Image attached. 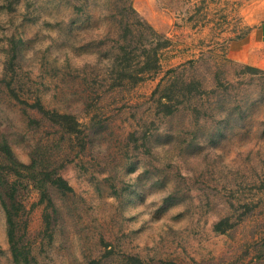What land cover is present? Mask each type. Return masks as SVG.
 <instances>
[{"label":"rangeland","instance_id":"1","mask_svg":"<svg viewBox=\"0 0 264 264\" xmlns=\"http://www.w3.org/2000/svg\"><path fill=\"white\" fill-rule=\"evenodd\" d=\"M262 18L0 0V264H264V69L228 49Z\"/></svg>","mask_w":264,"mask_h":264},{"label":"crops","instance_id":"2","mask_svg":"<svg viewBox=\"0 0 264 264\" xmlns=\"http://www.w3.org/2000/svg\"><path fill=\"white\" fill-rule=\"evenodd\" d=\"M229 52L245 62L264 69V18L228 43Z\"/></svg>","mask_w":264,"mask_h":264},{"label":"trees","instance_id":"3","mask_svg":"<svg viewBox=\"0 0 264 264\" xmlns=\"http://www.w3.org/2000/svg\"><path fill=\"white\" fill-rule=\"evenodd\" d=\"M69 187V186H68ZM4 205H5V209H6V212H7V215H8V224H9V239L11 241L14 240V236H15V223H14V219H13V214H12V211L11 209L8 207V205L6 204V202L4 201ZM16 248L13 250V255H14V258L15 260H19L18 256H17V252H16Z\"/></svg>","mask_w":264,"mask_h":264}]
</instances>
